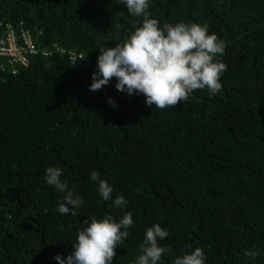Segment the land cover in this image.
<instances>
[{"label":"trees","instance_id":"obj_1","mask_svg":"<svg viewBox=\"0 0 264 264\" xmlns=\"http://www.w3.org/2000/svg\"><path fill=\"white\" fill-rule=\"evenodd\" d=\"M148 11L223 40L220 92L156 109L115 78L89 91L98 46L122 44L143 17L116 0H0V37L28 30L39 50L0 70V264H58L86 221L125 212L134 225L113 264H133L154 223L169 232L160 264L195 247L206 264H264V0H150ZM48 166L84 200L76 215L57 212ZM93 170L124 208L103 201Z\"/></svg>","mask_w":264,"mask_h":264},{"label":"clouds","instance_id":"obj_2","mask_svg":"<svg viewBox=\"0 0 264 264\" xmlns=\"http://www.w3.org/2000/svg\"><path fill=\"white\" fill-rule=\"evenodd\" d=\"M133 17H143L122 44L107 47L98 46L97 67L92 73L89 91L101 90L115 78V88L128 95L145 97L149 108L173 109L178 102H185L195 90L206 89L210 96L222 89L221 76L227 66L219 57L225 52V44L207 24L176 22L161 25L149 14L150 0H116ZM84 60V59H83ZM112 107L118 104L108 98ZM63 169L48 166L44 180L62 199L57 212L61 215H76L84 200L75 195L69 187ZM90 180L98 185V192L105 202H111L116 209L127 204L121 194L113 197V186L93 170ZM134 225L131 212H125L118 219L112 215L93 217L78 231L72 243V251L66 257L55 254L58 264H113L115 249L129 236ZM169 235L159 223L146 228L140 254L133 264H160L167 251L160 242ZM260 250L246 252L251 258L259 256ZM173 264H206V254L200 247L177 256Z\"/></svg>","mask_w":264,"mask_h":264},{"label":"built area","instance_id":"obj_3","mask_svg":"<svg viewBox=\"0 0 264 264\" xmlns=\"http://www.w3.org/2000/svg\"><path fill=\"white\" fill-rule=\"evenodd\" d=\"M39 50L35 44L30 31L21 30L16 33L9 29L6 36L0 37V70L5 71L8 65L13 66V73L16 72L14 65L27 66L32 55L38 54ZM72 59L76 58V53L68 52ZM48 55V52H44ZM3 59V60H2Z\"/></svg>","mask_w":264,"mask_h":264}]
</instances>
